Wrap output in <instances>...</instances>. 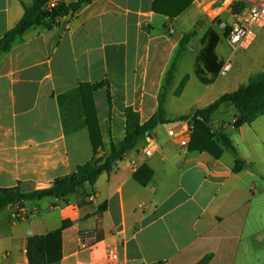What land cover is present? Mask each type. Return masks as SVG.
<instances>
[{"label": "crops", "instance_id": "obj_1", "mask_svg": "<svg viewBox=\"0 0 264 264\" xmlns=\"http://www.w3.org/2000/svg\"><path fill=\"white\" fill-rule=\"evenodd\" d=\"M212 1L91 0L57 22L29 27L0 54V187L51 184L94 149L108 152L111 142L124 138L128 106L144 121L162 103L169 119L93 185L77 187L66 199L47 196L0 208V264H27L28 237L64 220L60 258L49 264H194L207 253L208 264H264V113L238 125L232 124L238 117L233 105L220 107L235 109L231 123L218 116L220 108L211 116L245 162L238 171L230 151L215 157L180 147L168 134L189 123L181 116L264 71V30L250 56H236L224 30H212L217 76L199 80L195 61L210 26L198 19ZM31 2L0 0V37ZM225 2L221 9L228 11ZM151 145L156 151L147 155ZM96 228L98 238L91 236Z\"/></svg>", "mask_w": 264, "mask_h": 264}, {"label": "trees", "instance_id": "obj_2", "mask_svg": "<svg viewBox=\"0 0 264 264\" xmlns=\"http://www.w3.org/2000/svg\"><path fill=\"white\" fill-rule=\"evenodd\" d=\"M48 0H32L30 4H23V14L21 18L10 27L0 37V54L10 49L13 43L33 25H50L55 21L56 16H65L70 12L79 10L82 6L91 0H77L66 3L63 0L57 2L55 6L47 7ZM193 33V32H190ZM208 40L205 47L200 51L195 61V73L202 83H210L217 76L214 71L216 57L212 54V43H216L218 37L212 29L205 33ZM189 34L182 37L180 45L182 46L188 39ZM180 46V47H181ZM179 54V50L178 53ZM176 58L171 63L165 78V84H168L176 67ZM203 65L210 75L205 76L200 70L199 64ZM221 61H217V68H220ZM186 78H184L176 89L180 92ZM223 105H233L237 111L235 124L250 123L258 115L264 113V71L253 72L245 82H242L232 91L220 94L212 102L202 107L196 108L189 116H181L180 119L189 117L192 121V134L188 148L204 149L213 156L220 155L223 149H226L234 156V171L241 169L245 162L239 157V154L233 145L229 136L221 129L212 124V114ZM126 126L124 138L119 142H111L109 151L100 154L96 149L92 156L84 163L77 166L73 172L54 178L51 184L45 187L26 188L20 183L10 187H0V208L7 205H18L21 202L33 199H41L47 196H53L59 199H66L77 187L93 185L98 175L104 171L110 172L116 162L124 154L132 149L138 140L148 134L159 123L169 121L166 118L162 103L158 109L152 113L146 120L141 121L140 114L133 107L128 106L125 110ZM69 224V220H64L62 225L46 234L30 235L27 239L26 253L28 257L27 264H49L58 261L60 258V232ZM96 238L99 237L98 228H96ZM212 254L207 253L194 264H208ZM8 264V263H2ZM151 264H164L161 261Z\"/></svg>", "mask_w": 264, "mask_h": 264}, {"label": "built area", "instance_id": "obj_3", "mask_svg": "<svg viewBox=\"0 0 264 264\" xmlns=\"http://www.w3.org/2000/svg\"><path fill=\"white\" fill-rule=\"evenodd\" d=\"M60 0H48L47 7H52ZM64 1V0H63ZM228 11L231 16V22L223 28V38L232 47L246 48L254 41L259 29L264 27V0H228ZM61 16L55 17V22L60 20ZM228 68L225 64L222 71ZM236 119H232L234 125ZM170 136H176L180 147L189 145L192 134V121L188 124L180 125L176 130L169 129ZM156 151L154 146H148L145 150L147 155L153 154ZM17 217V215L15 216ZM91 236H96V231L91 232ZM82 242L86 241V236L81 235Z\"/></svg>", "mask_w": 264, "mask_h": 264}, {"label": "rangeland", "instance_id": "obj_4", "mask_svg": "<svg viewBox=\"0 0 264 264\" xmlns=\"http://www.w3.org/2000/svg\"><path fill=\"white\" fill-rule=\"evenodd\" d=\"M226 3V2H225ZM226 5V4H225ZM225 7V6H224ZM223 7V8H224ZM227 8V7H226ZM206 10V13L204 14V15H202L201 17H199V21L200 22H204L205 23V25L206 26H210V28L212 29V30H217V31H219V32H221L222 31V29L228 24V23H230L231 22V16H230V13H228V11H225V9H220L218 12H216V13H214V12H212L211 10H209V9H205ZM225 21L227 24L226 25H222V21ZM223 27H222V26ZM222 27V28H221ZM209 28V27H208ZM180 29V28H179ZM264 30V27L263 28H261V29H259V31H258V33H257V35L259 36L260 35V33L262 32ZM174 37L176 36V34H174L173 35ZM258 37L256 36V38H255V40L257 39ZM253 45H254V43H253ZM253 45H249L248 47H246V48H237V50H236V56H239V55H249L250 56V54H251V48H252V46ZM227 50V48L226 47H221V51H226ZM231 52L230 51H228V54H230ZM186 58H188V57H186ZM187 60V59H186ZM247 60H249V58L247 59ZM238 61V60H237ZM237 61H236V63H237ZM188 64H189V62H185L184 64H183V66H184V69H187V67H188ZM164 87H165V83H164ZM161 95H162V92H161ZM161 95H160V97H161ZM233 110H235V109H233L232 107H230V108H227V109H225V108H220L218 111H217V114H218V116L219 117H222V119H224L227 123L229 122V123H231V118L233 117V115H234V112L235 111H233ZM230 124H227V127H226V131L227 130H229L228 128H230V127H228ZM48 198H51V197H48ZM36 200V199H35Z\"/></svg>", "mask_w": 264, "mask_h": 264}, {"label": "water", "instance_id": "obj_5", "mask_svg": "<svg viewBox=\"0 0 264 264\" xmlns=\"http://www.w3.org/2000/svg\"><path fill=\"white\" fill-rule=\"evenodd\" d=\"M225 1L226 0H214V1H212L210 3V5L208 6V8L212 12L216 13V12H218L225 5ZM47 185H48L47 182H40V183L37 184V187H45ZM21 203H23V202H21Z\"/></svg>", "mask_w": 264, "mask_h": 264}]
</instances>
